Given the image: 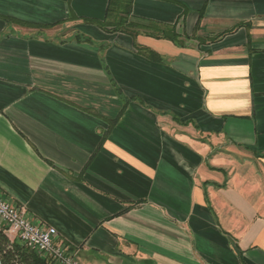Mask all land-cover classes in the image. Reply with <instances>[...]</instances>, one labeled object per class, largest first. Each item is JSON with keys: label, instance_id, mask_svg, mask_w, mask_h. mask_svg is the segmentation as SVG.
<instances>
[{"label": "crops", "instance_id": "crops-1", "mask_svg": "<svg viewBox=\"0 0 264 264\" xmlns=\"http://www.w3.org/2000/svg\"><path fill=\"white\" fill-rule=\"evenodd\" d=\"M110 1L0 0V196L80 264H264V0Z\"/></svg>", "mask_w": 264, "mask_h": 264}, {"label": "trees", "instance_id": "trees-1", "mask_svg": "<svg viewBox=\"0 0 264 264\" xmlns=\"http://www.w3.org/2000/svg\"><path fill=\"white\" fill-rule=\"evenodd\" d=\"M99 24L105 28L112 26L114 27L113 31L124 32L134 38L145 34L158 38H166L184 45L183 38L177 32L175 25H162L154 20L134 16L129 1L120 2L119 0H111L107 11V18L105 21L99 22ZM240 25L239 23L237 27ZM225 33H222L215 39L220 38ZM140 50L151 58H159L155 51L147 47H140ZM0 259L2 264H59L53 258H42L35 251L24 246L19 240L10 242L3 231H0Z\"/></svg>", "mask_w": 264, "mask_h": 264}, {"label": "built area", "instance_id": "built-area-1", "mask_svg": "<svg viewBox=\"0 0 264 264\" xmlns=\"http://www.w3.org/2000/svg\"><path fill=\"white\" fill-rule=\"evenodd\" d=\"M0 231L14 236L44 259L53 258L59 264H80L64 245L56 244L58 232L55 227L32 221L24 207L15 205L2 196Z\"/></svg>", "mask_w": 264, "mask_h": 264}, {"label": "water", "instance_id": "water-1", "mask_svg": "<svg viewBox=\"0 0 264 264\" xmlns=\"http://www.w3.org/2000/svg\"><path fill=\"white\" fill-rule=\"evenodd\" d=\"M0 264H2L1 260H0Z\"/></svg>", "mask_w": 264, "mask_h": 264}, {"label": "rangeland", "instance_id": "rangeland-1", "mask_svg": "<svg viewBox=\"0 0 264 264\" xmlns=\"http://www.w3.org/2000/svg\"><path fill=\"white\" fill-rule=\"evenodd\" d=\"M1 260V259H0ZM2 262V261H1Z\"/></svg>", "mask_w": 264, "mask_h": 264}]
</instances>
